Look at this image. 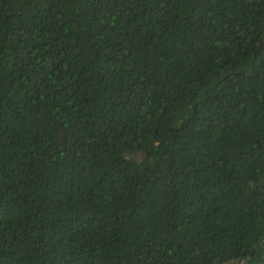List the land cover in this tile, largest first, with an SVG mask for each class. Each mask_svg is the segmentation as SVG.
<instances>
[{
    "label": "trees",
    "instance_id": "obj_1",
    "mask_svg": "<svg viewBox=\"0 0 264 264\" xmlns=\"http://www.w3.org/2000/svg\"><path fill=\"white\" fill-rule=\"evenodd\" d=\"M0 264H264V0H0Z\"/></svg>",
    "mask_w": 264,
    "mask_h": 264
}]
</instances>
